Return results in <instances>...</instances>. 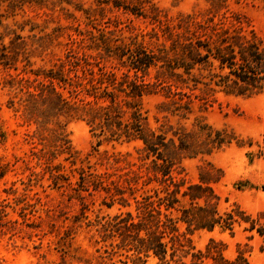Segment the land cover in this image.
I'll use <instances>...</instances> for the list:
<instances>
[{
	"label": "trees",
	"instance_id": "16d2710c",
	"mask_svg": "<svg viewBox=\"0 0 264 264\" xmlns=\"http://www.w3.org/2000/svg\"><path fill=\"white\" fill-rule=\"evenodd\" d=\"M260 1V0H251ZM100 19L106 9L148 21L151 32L125 36L118 20L99 27L96 14L86 11L93 30H75L65 44V55L49 68H33L27 45L15 34L10 45L0 38V66L14 70L7 74L5 87L15 93L11 107L36 125L27 134L29 154L16 158L29 167L36 160L50 174L53 190L71 191L83 205L88 197L105 194L104 204L113 208H133L103 224L107 238L120 239L116 245L132 252L133 264H250L244 252L225 254L224 244L211 239L198 250L189 238L199 231L235 234L244 232L264 239V213L248 214L235 204L221 210V198L213 187L222 179L221 171L209 164L200 172V182L182 177L186 159L211 157L230 147L237 138L196 118L192 128L170 123V117L187 120L196 108L207 110L216 95L252 98L264 94V44L246 24L244 16L230 11L227 0H211L205 14H181L170 18L149 1L138 4L126 0H95ZM26 0H0V27ZM32 3V2H30ZM42 5L40 2H35ZM225 10L224 13L222 11ZM132 17V18H131ZM114 25L115 30H108ZM96 31V32H95ZM148 37V40H146ZM24 68L19 63H25ZM146 98H157L158 127L150 124L144 108ZM84 121L92 136L103 143H139L137 161L131 155L108 156L106 168L90 163L77 166L66 125L62 119ZM5 141V136H1ZM71 163L55 162L62 156ZM0 167V179L4 177ZM75 179V183H72ZM32 181V179H30ZM133 202V203H132ZM55 210H48V213ZM114 244L112 243V246Z\"/></svg>",
	"mask_w": 264,
	"mask_h": 264
},
{
	"label": "rangeland",
	"instance_id": "374dc122",
	"mask_svg": "<svg viewBox=\"0 0 264 264\" xmlns=\"http://www.w3.org/2000/svg\"><path fill=\"white\" fill-rule=\"evenodd\" d=\"M26 1L28 3L15 13L5 7L3 14L9 19H4V25L0 27V38L3 37L4 44L9 46L15 34L21 35L34 69L49 68L58 58L64 57L67 36L75 34V30H93L86 11L96 14L99 27H105V22L110 19L122 22L118 30L124 29L125 36L146 34L154 27L143 19H134L128 29L130 17L109 9L101 20L95 0ZM36 1L42 5H37ZM126 1L138 4L143 0ZM146 1L170 18L181 14H205L211 7V0ZM226 5L230 11L244 16L246 24L264 44V0H227ZM108 30H115L114 25ZM25 65L26 62L19 63L21 69ZM7 74L17 73L0 66V167L3 166L5 172L0 179V264H133V253L117 247L120 239L107 238L103 229L107 221L133 208H123L119 204L109 208L103 203L105 194L86 195V205L77 198L70 201L71 191L67 190L66 196H62V191L50 188L53 182L44 166L32 161L29 167L39 174L32 177L27 165L16 159L29 154L32 146L27 134H33L37 127L25 124L22 114L11 107L15 93L5 87ZM216 99L207 110L196 108L187 120L170 117V123L192 128L195 119L202 117L213 127L234 133L237 141L211 157L186 159L182 177L189 183H198L201 169L213 165L222 176L219 183L213 184L221 198V210L229 211L237 204L248 214L258 216L264 213V94L242 98L218 93ZM158 103L157 98L144 100V108L149 112L154 128L159 126L156 118L165 121L157 112ZM62 124L66 125L77 153V166L85 162L103 171L108 156L113 154L131 155L129 160L137 161L139 143L105 142L97 147L98 140L84 121L63 118ZM1 136H5V141H1ZM67 157L62 155L55 165L62 163L66 173H70L71 163L65 161ZM72 181L75 183V179ZM48 210H55V213H48ZM243 229L244 226L238 227L234 235L219 229L199 231L189 238L198 250H205L210 240L216 239L223 242L226 256L235 257L240 250L250 264H264V239L256 234L251 239L252 234ZM157 263V260H151L149 264Z\"/></svg>",
	"mask_w": 264,
	"mask_h": 264
}]
</instances>
